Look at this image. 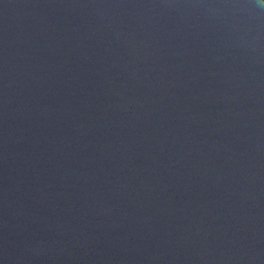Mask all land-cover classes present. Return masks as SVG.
<instances>
[{
    "label": "water",
    "instance_id": "1",
    "mask_svg": "<svg viewBox=\"0 0 264 264\" xmlns=\"http://www.w3.org/2000/svg\"><path fill=\"white\" fill-rule=\"evenodd\" d=\"M0 264H264V0H0Z\"/></svg>",
    "mask_w": 264,
    "mask_h": 264
}]
</instances>
